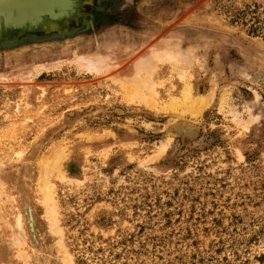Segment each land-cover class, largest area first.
<instances>
[{
  "label": "rangeland",
  "instance_id": "1",
  "mask_svg": "<svg viewBox=\"0 0 264 264\" xmlns=\"http://www.w3.org/2000/svg\"><path fill=\"white\" fill-rule=\"evenodd\" d=\"M126 8L0 54V264H264V0Z\"/></svg>",
  "mask_w": 264,
  "mask_h": 264
},
{
  "label": "water",
  "instance_id": "2",
  "mask_svg": "<svg viewBox=\"0 0 264 264\" xmlns=\"http://www.w3.org/2000/svg\"><path fill=\"white\" fill-rule=\"evenodd\" d=\"M129 0H0V54L74 42L106 30L95 15L127 13ZM113 25H117L116 22ZM112 27V26H111ZM36 239L35 221L26 205Z\"/></svg>",
  "mask_w": 264,
  "mask_h": 264
},
{
  "label": "flooded vegetation",
  "instance_id": "3",
  "mask_svg": "<svg viewBox=\"0 0 264 264\" xmlns=\"http://www.w3.org/2000/svg\"><path fill=\"white\" fill-rule=\"evenodd\" d=\"M96 19H98V15H95ZM116 18H118L117 16H113V17H106V16H101V21L104 22V19H109L110 21L115 20Z\"/></svg>",
  "mask_w": 264,
  "mask_h": 264
},
{
  "label": "bare ground",
  "instance_id": "4",
  "mask_svg": "<svg viewBox=\"0 0 264 264\" xmlns=\"http://www.w3.org/2000/svg\"><path fill=\"white\" fill-rule=\"evenodd\" d=\"M138 67V66H137ZM136 71V70H135ZM133 76H135V75H133ZM133 98V97H132Z\"/></svg>",
  "mask_w": 264,
  "mask_h": 264
}]
</instances>
